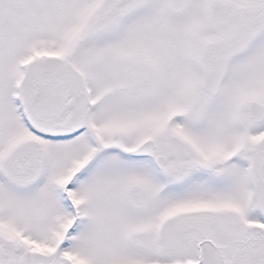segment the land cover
I'll list each match as a JSON object with an SVG mask.
<instances>
[{
	"label": "snow or ice",
	"instance_id": "snow-or-ice-1",
	"mask_svg": "<svg viewBox=\"0 0 264 264\" xmlns=\"http://www.w3.org/2000/svg\"><path fill=\"white\" fill-rule=\"evenodd\" d=\"M0 264H264V0H0Z\"/></svg>",
	"mask_w": 264,
	"mask_h": 264
}]
</instances>
